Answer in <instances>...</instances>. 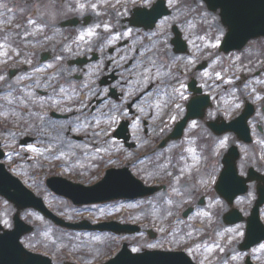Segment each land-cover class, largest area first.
I'll return each instance as SVG.
<instances>
[{
    "label": "flooded vegetation",
    "instance_id": "flooded-vegetation-1",
    "mask_svg": "<svg viewBox=\"0 0 264 264\" xmlns=\"http://www.w3.org/2000/svg\"><path fill=\"white\" fill-rule=\"evenodd\" d=\"M154 2L155 0H0V109H4L6 105L16 106L18 104L19 99L16 94L14 98L10 97L9 101L6 98L15 88L14 77L23 72L38 73L42 65L49 66L51 62H55V55L57 54L65 57V61L55 62V74H60L56 77L61 76V78L55 79L56 85L68 86L69 90H71L70 86L75 85L77 82L80 85H85L87 90L81 94L80 100H82V103H87L92 110L103 106L107 102L121 103L125 96V86L128 85L129 79L136 77L135 73L142 62H135V60L124 62L122 60L124 57L123 51L119 43L115 48L114 46L107 47L104 41L113 42L115 37L106 36L104 38V28L108 27V23H110V25H113L114 31L119 32V27L115 23L111 24L114 18H119L122 31L125 29L144 31L145 24L139 25L143 27L135 26L134 17L149 14V10L146 9L152 7ZM44 7L47 9V15L41 16V10ZM137 9H139V13L135 15ZM109 16H112L110 21ZM70 20H74L75 23L73 24L75 25L63 26L64 22ZM60 33L67 36L62 42L58 38ZM77 34L100 35L96 39H86V41H90V46L96 49L94 52L98 53L96 61L90 62L88 59H84L77 64L69 63L72 58H77L74 57L73 51L75 47L74 40H76L74 37ZM130 41L127 39L126 46L130 44ZM15 48L20 51L19 59L23 62H11V56L16 54ZM112 48H114V51L110 52ZM57 51H60V53ZM92 53L86 56L91 57ZM49 60L51 62H47ZM56 68L59 69L56 70ZM142 69L144 70L145 66L142 65ZM248 74L236 83V87L232 88L228 103L218 102L219 99L216 100L209 94L213 103L205 109L204 117L200 120L205 122L206 128L203 129V123L201 122L200 126L192 127V122L195 119H190L184 129L182 138L179 140H187L189 144L190 142L194 143V154L202 160L198 161V172L192 175V178L196 176L200 184H210L212 186L204 195L205 197L208 196L209 199L211 197H213V200L216 197L217 201L222 199L215 191V184L221 168L219 165L204 166L209 161L208 153L212 145H218L215 153L219 154V143L222 139H228L230 143H238L240 148L244 142L246 143L245 140L249 135L253 142L257 141V151H262L264 148L262 143L264 141V88L260 86L255 93L254 85L257 80L251 79H257V77ZM105 76L109 77L108 80L115 78L112 85L104 86L101 84V79ZM95 85L98 88H94ZM198 85L200 86V81H198ZM111 87H115L121 94L118 99L110 95ZM201 88L203 93H207L204 91V86H201ZM184 91L186 96H183L182 90L177 95L167 98V100L169 99L168 102L161 104L163 108L158 119H156V108L152 112L153 119L150 124L144 123L142 120L143 134L149 138L151 137L149 136L150 129L158 126L159 133L152 135L153 143L156 142L154 137L158 135V145L163 139L170 136L176 124L187 115L188 103L196 96V93L188 86L184 88ZM134 97L129 96L126 99L128 109L129 101ZM248 103H251L254 107L253 113L247 118L249 132L242 123L245 130L236 125L240 134L236 131L217 134L210 129V127L223 129L224 126L220 125L222 120L232 122L241 117L240 122H244L242 114L244 110L248 111ZM71 106L70 104L66 107ZM129 111L133 114L136 113L135 110L131 111L129 109ZM17 114L20 116L19 113ZM17 121V119L0 120V130L8 131L9 128L15 126L13 123ZM210 122L214 123L213 126L210 125ZM19 132L20 130L14 129L11 132L9 131V135L15 137ZM50 132H55L54 127H50ZM139 135L141 133L135 130L134 137H132L136 139ZM77 137V135H73V138L79 139ZM179 141H170L167 149L163 152L166 155L169 152V161L175 164L185 156L189 148V146L181 145L177 148L178 150H173L172 147ZM19 142L21 143V139ZM2 143L4 144V142ZM151 146V144L148 146L149 151ZM178 152L181 153L179 157H177ZM8 168L12 169L11 165ZM18 169L19 166L16 164L14 170ZM259 171L264 173L262 170ZM245 174H247V170ZM251 185L256 187L257 183ZM202 198L200 196L198 204ZM204 200L206 201V199ZM226 211L218 209L219 214L216 215L218 218H206L212 221V225H208L200 231H193L192 234L196 233L194 236L190 235L188 231H161L162 233H159L155 230L149 232L150 228H153L152 226H156L155 221L151 222L152 226L149 225L148 227L143 222H135L136 224L141 223L139 224L141 230L136 235L144 234V237H147L146 240L150 249L183 251L194 264H264V247H262L264 240L244 248L247 218L231 223L227 221L231 218H224ZM262 220L264 222V218ZM203 222L205 221L203 220ZM136 243L141 244L140 241H136ZM141 249H144V247ZM232 253H235V255H232ZM185 255L177 257L189 261L191 264V261Z\"/></svg>",
    "mask_w": 264,
    "mask_h": 264
},
{
    "label": "rangeland",
    "instance_id": "rangeland-1",
    "mask_svg": "<svg viewBox=\"0 0 264 264\" xmlns=\"http://www.w3.org/2000/svg\"><path fill=\"white\" fill-rule=\"evenodd\" d=\"M167 3L171 8V14L164 18L160 24L156 26L154 31L143 35H137L136 30L132 29L135 33H133L134 38L132 42L136 41L135 45L139 50L138 53H135L134 50L129 48H123L124 62L128 59V57L129 59H135L133 56L138 58L137 62H142L140 68L135 73L136 78L126 87L128 94L130 96L135 94L140 85L141 88H143L144 86L149 85L152 80L157 82L155 86L156 90L154 89L139 102L138 109L144 115L149 116L157 108L156 119L159 118V114L161 115L163 108L161 107V104H165L169 101V99L162 102V100L158 99L156 95L154 96V93L168 91L173 82L171 81L173 79L169 74L170 72L167 70L169 72L168 73L165 69H163V62L159 61L157 49L159 47V43H165L167 44L168 51L170 52L169 56L174 60L176 58L180 60L179 62H170L171 66L176 67L178 70L180 69L181 74L186 77L187 80L190 79L188 76L191 75L198 78L200 83L204 85L205 90L216 100L219 99L218 102L228 103L230 92L232 88L236 87L235 84L240 72L246 71L247 73H250L251 71L254 72L263 67L264 63L258 65V62H251L244 59H248L249 55H253L256 47H253L254 44L250 45L249 42L242 50V53L235 52L226 54L220 52L218 49V43L222 35L225 33L226 27L222 24L217 12H211L202 0H167ZM44 15H47L46 7L41 10V16ZM116 20V25L120 28L121 21L119 18ZM98 23L100 22L98 21ZM173 25L180 27L183 32L184 39L188 42V52L185 54L174 55L171 50L172 46L167 43L173 35ZM201 25L207 28V32L209 34L208 36L207 34L202 35L199 31ZM109 30H111V27ZM113 30L114 28H112L111 31ZM130 34L131 32H128L119 36L128 37ZM59 36L61 41L67 38V36L62 33H60ZM80 36L81 35H78L79 40ZM146 38L150 39V43L143 45L144 39ZM149 44L153 48L147 51V46H149ZM83 49H87V47H83ZM202 59L207 61V66L205 69L199 71L196 67L202 63L200 62ZM101 62L103 61L101 60ZM142 65L146 68L145 72H143ZM26 75V73H22V77H25ZM251 80L255 79L253 78ZM181 82L183 85V96H186L184 91L187 84L186 80L182 79L176 86H179ZM257 82L264 87V80H257ZM52 83L53 82L50 81L47 84V88L53 91L51 88ZM67 88V86H64L62 92L65 93ZM24 107L26 110L27 106L25 105ZM121 109L122 105L117 106L112 103H106L102 109H98L93 112L79 109V113L76 115V122L74 117L70 123L73 125L71 130H69L68 127L70 125L68 124L69 121L58 122L57 120L50 119L48 115H44V119L41 118L37 123V125L41 127L40 130L47 133L50 131V127H54L55 130L59 131V135L55 136V133H53V135L50 136L52 139L51 142L47 141L43 146L44 148L48 147L49 149H43L40 152L37 151V154L41 156L44 155V158L49 159L52 163H54L53 167H55L58 163H61L62 170L70 168L71 172L74 171L78 174V179L85 182L88 174L96 167L94 161H100L101 156L104 157L105 154H111L115 151L114 148L116 143L114 139L111 138V132L114 128L112 125L114 122L118 121L117 119L127 115L126 112H122ZM25 115H27L25 124H28L32 119H34V113L29 111V109ZM103 118L106 119L107 126L99 127V120H102ZM44 120H47L48 124L51 126L48 127V125L44 123ZM200 120L202 119H195V126H200L201 122L203 123V129L206 128L204 125L205 122ZM195 126H193L192 122V127ZM25 129H28V127ZM67 130L74 133H85L83 140L80 142L73 140L70 135L67 136ZM158 133V126L151 128V135H157ZM158 137L159 135L156 139H158ZM151 139L152 137H144L141 134L134 141H136V143L138 142L139 148L142 145L144 147V144L150 142ZM222 141H225L223 146L221 144ZM181 142L182 141H179L175 144L172 149H177L181 146V144H184ZM221 142L220 146L224 147L227 146L229 141L228 139H222ZM262 143L264 144V141H262ZM253 145L255 144H250L243 148L244 151H242V156L239 162V164L242 165L241 169L245 171L248 166H253L258 170L264 171V157L260 155L256 156L253 153ZM217 146V144L211 146L208 153L209 162H211L214 158ZM138 148L136 150H131L133 155H135V151H137ZM168 155H170L169 152ZM168 155L161 153L155 157V160H153L154 158L148 159L140 165L143 172L142 174L145 177H148L149 179L156 177L162 179L163 182L169 183L167 190L159 191L149 199L135 203H120L118 201L84 207L66 204L65 202L68 200L61 196H57L58 200L62 199L64 201L58 202L54 196H48L47 202L49 206L58 214L68 218L69 220L86 218L84 216L91 217L89 219L93 221L111 217L137 219L149 218L155 222H160L158 229L161 228L162 230H167L165 224L163 223L166 219L161 218H182V210L186 207V203L190 202L191 196L195 195V191L198 190L197 186L192 183L191 175L193 171H197L196 169L199 168V166H197L198 161L200 162L199 156L194 154V143L191 142L185 156L180 158L177 164L169 161L170 159ZM36 160H41V158L35 156L34 154H30L28 163L31 164H28L25 161L20 163L21 170L26 174L24 176L26 179L33 180L32 177H34V175H31V172L35 165L39 168L44 167L43 165H39L40 162H38V164H34ZM112 162L113 160H109V163ZM48 168L50 167L48 166ZM41 175L42 179L39 180L37 178L38 183L34 184L32 189L43 196V194L48 193V191L43 185L46 174L42 173ZM253 191L254 189H251L247 195L238 198L237 203H235V206L243 211L245 215L249 213L248 208L254 197ZM171 194L172 197L167 199ZM198 194L199 191L196 192V195ZM196 195L192 197H196ZM194 207L195 210L190 216L191 219L187 221L188 223L190 222L195 224L196 222H201L202 218H205L203 219L205 223L207 225H212V221L206 218H218L213 212L217 207L222 208L224 211L228 210L227 204L222 201H214L213 197L208 199L204 206H198V204H195ZM0 209L2 210V212H0L3 221L5 223L9 222L15 212V207L9 205L5 206L0 203ZM21 214H23L25 218L29 219L36 227V235L28 237L29 244L32 245L34 243V245L37 246L41 245L42 248L45 246L44 248L46 249L49 247V251L55 255V259L58 261H60L61 256L64 255L63 251L65 248H68L69 251L73 250L77 253V258L83 260L84 264H96L107 256L105 253V243L108 242L107 236L83 234L75 231L60 232L55 229L52 223L42 219L43 217L38 215L35 211L23 210ZM184 226L185 224L183 222L179 223L176 228L177 231H183ZM187 230L196 229L189 227ZM131 240L133 243L130 244V246L134 250L136 249L135 246H138L134 243L136 238H132ZM232 255H235V253H232Z\"/></svg>",
    "mask_w": 264,
    "mask_h": 264
},
{
    "label": "water",
    "instance_id": "water-1",
    "mask_svg": "<svg viewBox=\"0 0 264 264\" xmlns=\"http://www.w3.org/2000/svg\"><path fill=\"white\" fill-rule=\"evenodd\" d=\"M213 7H221L222 16L230 22L232 37L238 34L247 33V35H260L264 33V0H206ZM247 40V39H246ZM242 41V44L246 42ZM225 178L230 179L234 177V173L231 170L232 165L229 164ZM112 170L107 173L106 178L93 187L86 188V192L89 193V197L97 198V200H107L111 198H117L122 196H132L138 194H146L144 189L133 184L128 180L130 189L127 186H121V178L118 175L111 173ZM77 188V187H76ZM83 189V188H82ZM78 189L72 192V195L77 196V193H81ZM106 192L107 195L104 193ZM27 229H29L27 227ZM20 234V233H18ZM5 252V250H0ZM150 254L132 255L127 249H124L115 259L108 264H153ZM36 256V255H35ZM14 255H8L7 261L14 262ZM40 257V256H37ZM49 261V260H48ZM17 264H42L40 260H36L32 257H27L26 260H17ZM0 264H5L0 262Z\"/></svg>",
    "mask_w": 264,
    "mask_h": 264
},
{
    "label": "snow or ice",
    "instance_id": "snow-or-ice-1",
    "mask_svg": "<svg viewBox=\"0 0 264 264\" xmlns=\"http://www.w3.org/2000/svg\"><path fill=\"white\" fill-rule=\"evenodd\" d=\"M181 87H183V85H181ZM237 107H239V105H237ZM195 125H196V122L193 121V126H195ZM224 143H225V141H222V142H221L222 146L224 145ZM262 247H264V245H262Z\"/></svg>",
    "mask_w": 264,
    "mask_h": 264
}]
</instances>
